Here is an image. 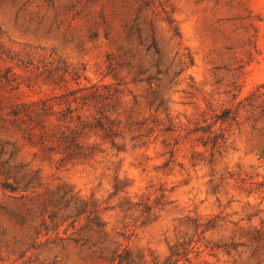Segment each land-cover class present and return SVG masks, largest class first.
<instances>
[{
	"label": "rangeland",
	"instance_id": "rangeland-1",
	"mask_svg": "<svg viewBox=\"0 0 264 264\" xmlns=\"http://www.w3.org/2000/svg\"><path fill=\"white\" fill-rule=\"evenodd\" d=\"M144 1L0 0V169L20 185L34 177L11 193L13 179L0 175V264H109L124 248L138 264H164L172 246L190 241L177 264H264L252 243L256 231L264 236V0ZM149 21L159 57L146 50ZM135 24L143 45L136 34L126 43ZM120 47L148 71L141 79L156 75L158 60V80L133 82L126 69L105 77L106 56ZM57 61L117 87L115 146L94 133L84 157L61 159L10 125L11 103L49 94L35 75ZM30 75L40 94L22 86L17 99L12 88ZM223 108L235 121L210 156L192 130ZM88 217L103 224L99 233Z\"/></svg>",
	"mask_w": 264,
	"mask_h": 264
},
{
	"label": "trees",
	"instance_id": "trees-1",
	"mask_svg": "<svg viewBox=\"0 0 264 264\" xmlns=\"http://www.w3.org/2000/svg\"><path fill=\"white\" fill-rule=\"evenodd\" d=\"M150 3L145 0L142 6ZM137 18V17H136ZM167 24L172 30L174 37L179 38V32L176 27H172L173 22L167 19ZM150 35L149 42L146 46L147 51H153V54L160 55L159 44L154 36L152 22L149 21ZM136 34V39L139 45L144 44L142 40V30L135 24L129 27L126 35V43L130 42L131 36ZM104 36L109 39L108 28L104 29ZM119 55L107 54L105 60V77L116 76L117 69H126L131 74L133 82L157 81V75L161 74L158 68L159 61L154 63L156 75H148L141 79L148 71L141 66H135L132 61L131 52L126 47L119 48ZM191 64V62H190ZM192 66V64H191ZM34 75L26 77L23 83H15L12 88L16 92L17 99L25 95L22 90L24 86L27 91V97L40 94L34 89L36 84L33 81ZM41 78V86L49 88V94L38 97L37 99L19 100L11 103L7 107V117L10 125L18 131L24 140L30 144L38 146L42 151H55L61 155V159H79L85 156L83 140L92 134L98 136L105 142L115 146V139L120 136L119 123L113 117V113L119 107V91L114 84H103L101 81H88L78 69L71 68L67 64L57 61L42 67V71L35 75ZM2 81L9 83L8 73L5 72L1 76ZM234 84L233 88L237 94L233 98H237L240 94V87ZM264 88V85L261 86ZM162 106V102L159 103ZM210 110V108H209ZM212 115L210 122L203 121V125H197L192 130L199 136L198 142L202 147L209 146L210 156L214 151L222 148L227 139L225 138L224 126L230 121H235L234 112L229 108H223L219 112L211 110ZM4 173L0 169V175ZM6 177L12 178L14 185H4L5 190L11 193L26 192L27 188L32 184L34 177L26 179L22 185L17 181L16 176L11 172L4 173ZM50 203V200L47 201ZM47 212V207L41 209V214ZM84 213L83 207L77 209V214ZM52 224L54 215H50ZM69 217H65L61 222H65ZM23 219H21L22 222ZM24 222V221H23ZM86 225L93 226L97 231L103 227V224L95 218L92 220L88 217ZM57 227L56 223L53 225ZM39 229H47L48 225L45 221L40 223ZM41 231L34 230V235L39 236ZM90 241L88 238L72 239L76 245L83 243L87 244ZM255 252L264 253V236L258 231L252 237ZM191 241L187 243V246ZM186 243L175 244L169 249V256L164 264H177L180 260H188L190 254ZM109 264H138L134 260L127 248L122 251H113L107 259Z\"/></svg>",
	"mask_w": 264,
	"mask_h": 264
}]
</instances>
